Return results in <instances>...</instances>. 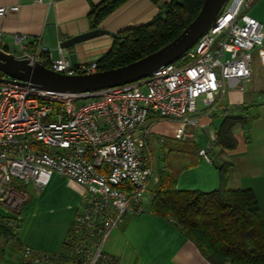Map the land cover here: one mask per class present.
I'll list each match as a JSON object with an SVG mask.
<instances>
[{"label":"built area","instance_id":"obj_1","mask_svg":"<svg viewBox=\"0 0 264 264\" xmlns=\"http://www.w3.org/2000/svg\"><path fill=\"white\" fill-rule=\"evenodd\" d=\"M258 1L229 0L176 62L130 84L70 94L44 91L0 74V207L19 213L26 201L22 187L31 184L39 191L54 174L85 192L62 252L35 255L25 247L24 264H118L103 246L127 215L143 213L142 200L155 175L150 127L157 121L176 122L177 139L194 140L205 110L227 115L221 105L226 82L250 78L255 53L264 66V27L249 15ZM11 11L18 7L0 5V21ZM15 44L21 51L17 57L47 64L56 73L97 72L96 62L73 66L60 45L53 60L40 40L30 45L26 37L16 36ZM211 138L217 141L216 134ZM211 146L198 151L208 164L213 161ZM0 223L9 230L8 241L16 242L19 218L0 217Z\"/></svg>","mask_w":264,"mask_h":264},{"label":"crops","instance_id":"obj_2","mask_svg":"<svg viewBox=\"0 0 264 264\" xmlns=\"http://www.w3.org/2000/svg\"><path fill=\"white\" fill-rule=\"evenodd\" d=\"M102 1L44 0L38 4L36 0H0L1 6L18 7V11L8 12L0 21V49L20 56L21 51L15 44V37L24 36L30 45L37 40L47 45L55 60L58 58L59 45L92 30L88 19L90 8ZM170 1L160 0L157 5L150 0H128L108 15L97 29L116 37L128 29L148 24L160 13L161 7ZM249 15L264 27V0H259L251 8ZM115 37L105 34L62 48L64 56L76 67L98 62L109 53ZM255 54L256 71L252 69L251 77L241 83L232 81L231 86L237 91L231 90L228 103L223 106L229 108L232 115L244 119L243 124L236 125L232 131L236 147L221 151L216 142L212 141L211 135H215L219 128H215L213 123L216 118L223 116L215 112L210 114L205 110L200 117V127L193 131L194 140L181 141L174 134L161 149L159 157L163 161L159 162L158 158L155 170L157 173L169 170L177 175L178 190H215L219 187L218 171L197 153L211 144L210 157H214L217 162L226 161L232 165L228 187L251 190L264 221V87H261L264 66L257 53ZM43 58L47 60L45 54ZM226 86L227 84L221 94V104ZM176 143L190 144L195 149L197 158L189 166L180 167L175 161L168 160L170 149ZM150 147L153 151L154 147ZM182 183L185 185H181ZM22 190L26 194V201L19 213L4 207L0 210V217L19 218L16 242L0 243V264H24L22 253L25 247L30 248L35 255H59L80 211L85 193L81 186L57 174L39 191L31 184L22 187ZM148 202L146 211L143 209L141 214L127 215L121 225L111 232L103 246L105 254L117 259L118 264H211L173 221L152 214L149 199ZM44 264L71 263L61 260Z\"/></svg>","mask_w":264,"mask_h":264},{"label":"trees","instance_id":"obj_3","mask_svg":"<svg viewBox=\"0 0 264 264\" xmlns=\"http://www.w3.org/2000/svg\"><path fill=\"white\" fill-rule=\"evenodd\" d=\"M127 1L103 0L92 6L88 15L92 30ZM203 1L171 0L148 24L119 33L109 53L96 62L97 71L122 67L158 51L195 19ZM226 111L216 133L221 151L236 147L232 131L244 122L229 108ZM212 164L219 177V187L212 191L178 190L177 175L161 170L152 192L151 213L173 221L211 264H264V221L254 193L228 187L230 163L214 158ZM9 234L0 223V238L9 239Z\"/></svg>","mask_w":264,"mask_h":264},{"label":"water","instance_id":"obj_4","mask_svg":"<svg viewBox=\"0 0 264 264\" xmlns=\"http://www.w3.org/2000/svg\"><path fill=\"white\" fill-rule=\"evenodd\" d=\"M228 1L204 0L198 15L175 39L158 51L122 67L69 76L49 70L41 62L30 63L29 60L0 49V74L19 82L33 84L44 91L70 94H91L130 84L146 78L161 67L176 62L213 25ZM105 34L115 37L105 30L94 29L68 39L60 47L67 48ZM91 97L85 96L84 99Z\"/></svg>","mask_w":264,"mask_h":264},{"label":"rangeland","instance_id":"obj_5","mask_svg":"<svg viewBox=\"0 0 264 264\" xmlns=\"http://www.w3.org/2000/svg\"><path fill=\"white\" fill-rule=\"evenodd\" d=\"M251 64H252V69H254V71H256V65H257L256 64V54L253 55ZM231 82L232 81L226 82L227 86H226V89L224 92L225 97H224V101L221 104L222 106L227 105L228 96H229L231 90L237 91V90H235L234 86H231L233 84V82L232 83ZM261 87H264V79H262V81H261ZM221 120L223 121V118H220V117L216 118L214 123H213V126L215 128L216 127L218 128V126H220V123L222 122ZM151 124H152L151 121H149L147 123V125H151ZM177 127H178V123L171 122V121H157V122L153 123V125L150 127V134L148 136L149 146L152 145L154 147L153 151L158 148L157 151L156 152L154 151V153H153L154 160H155V168H156V162H157L158 158H159V160H158L159 162L163 161V159L159 157L161 155V149L164 148L166 143L173 138ZM159 138H163L165 142L163 144H159L157 142ZM170 150H171V153L168 155V160L175 161L177 166H180V167L189 166V164L192 163L193 160L197 158L196 154L194 153L195 149L190 144L176 143L173 145V148H171ZM157 166H158V164H157ZM159 172L160 171H158V173H157L155 170L154 179H152V181L149 185L148 192L143 199L144 211H146V209L149 206L148 199L151 203L153 189L155 188L156 184L159 181ZM181 185H185V184L182 183ZM1 209H3V208L0 207V210ZM3 241L5 243H9L8 239H1L0 238L1 244H4Z\"/></svg>","mask_w":264,"mask_h":264}]
</instances>
